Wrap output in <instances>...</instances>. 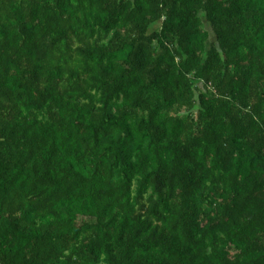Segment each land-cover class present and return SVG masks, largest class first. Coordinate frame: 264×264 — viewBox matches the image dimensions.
<instances>
[{"label":"trees","instance_id":"trees-1","mask_svg":"<svg viewBox=\"0 0 264 264\" xmlns=\"http://www.w3.org/2000/svg\"><path fill=\"white\" fill-rule=\"evenodd\" d=\"M0 264H264V0H0Z\"/></svg>","mask_w":264,"mask_h":264},{"label":"rangeland","instance_id":"rangeland-1","mask_svg":"<svg viewBox=\"0 0 264 264\" xmlns=\"http://www.w3.org/2000/svg\"><path fill=\"white\" fill-rule=\"evenodd\" d=\"M210 30V29H209ZM210 32H211V38H212V40L214 39V34L212 33V31L210 30Z\"/></svg>","mask_w":264,"mask_h":264}]
</instances>
